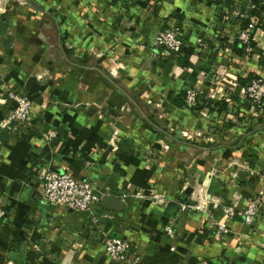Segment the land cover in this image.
Returning a JSON list of instances; mask_svg holds the SVG:
<instances>
[{
  "label": "crops",
  "instance_id": "crops-1",
  "mask_svg": "<svg viewBox=\"0 0 264 264\" xmlns=\"http://www.w3.org/2000/svg\"><path fill=\"white\" fill-rule=\"evenodd\" d=\"M28 1L49 17L60 57L43 68L28 40L34 22L16 39L6 19L14 3L0 9V95L17 91L31 105L27 123L0 130V264H127L106 254L102 241L111 236L129 242L136 264H264L262 119L234 120L217 135L203 110L175 104L192 88L207 101L223 95L222 114L241 115L244 63L258 68L264 33L256 28L248 53L232 51L239 0H50L63 5L50 9ZM170 27L180 28L179 52L151 44ZM64 48H79L72 52L80 65ZM47 131L54 136H42ZM48 170L91 183L100 196L91 215L41 198ZM137 191L143 196L130 195ZM105 196L120 208L104 206ZM254 197L260 206L250 224L223 214ZM215 221L226 222L225 235L216 236Z\"/></svg>",
  "mask_w": 264,
  "mask_h": 264
},
{
  "label": "built area",
  "instance_id": "built-area-1",
  "mask_svg": "<svg viewBox=\"0 0 264 264\" xmlns=\"http://www.w3.org/2000/svg\"><path fill=\"white\" fill-rule=\"evenodd\" d=\"M257 19L255 15L249 18V23L246 28L242 29L238 33V39L242 43H246L248 39V30L256 23ZM151 44L154 47L162 48L167 52H177L183 46L182 34L179 31V27H170L159 30L151 40ZM264 60V54H263ZM255 80L248 81V87L254 88L256 86ZM257 81V80H256ZM183 102L186 107L193 106L197 92L188 88L184 91ZM250 95V94H249ZM223 95H220L222 98ZM219 98V99H220ZM218 99V100H219ZM14 102L15 106L7 107L4 112L3 118L0 120V130H14L18 126H23L30 118L31 105L28 98L18 93L17 91H8L4 95H0V106L9 105ZM42 136L51 137L54 136L53 131H47ZM261 176L264 178V166L260 171ZM42 191L41 198L54 206L62 207L70 211L84 212L91 215L92 206L100 200V196L96 195L93 190V186L87 180H76L65 172L45 171L41 173ZM260 197H254L247 202L245 207L241 211H234L232 207H225L222 212L227 217H231L236 214L239 215L242 221L246 224H250L254 217L259 212ZM195 208H199L198 205ZM5 215V212L0 204V219ZM92 221L95 218L91 217ZM215 232L217 237H221L228 232V227L225 221L214 222ZM163 231L170 239L174 238V230L170 223H166L163 226ZM103 248L106 254L115 258L118 261L125 262L127 264H136L138 261V255L131 251L130 244L127 240L111 236L102 241Z\"/></svg>",
  "mask_w": 264,
  "mask_h": 264
},
{
  "label": "rangeland",
  "instance_id": "rangeland-1",
  "mask_svg": "<svg viewBox=\"0 0 264 264\" xmlns=\"http://www.w3.org/2000/svg\"><path fill=\"white\" fill-rule=\"evenodd\" d=\"M209 1L215 2V0H209ZM10 3H14V8L12 9V11H9V15L11 16L6 19H9L10 24L14 26L13 35L16 37V39L18 37H21L19 35L22 34V31L26 28V26L34 22L36 26H33L32 32L28 36V40L35 43L36 51H38L40 56L45 59V62H42V67L47 68L50 62L49 59L51 58L59 59L60 57L58 53L59 52L58 47L53 45L55 39L57 38H56L55 31H53V28L49 27L50 25L49 17H47L46 15H43L44 17L42 15L40 16L36 15V12L33 9L34 7L30 4V1L28 0H0V9L5 7L6 5L8 6ZM39 4L42 8H46V9H50V4L52 7H57V8L63 6L60 3H57V5H55V1H52L51 3L50 0H40ZM124 5L126 6L125 7L126 9L127 7H129L128 4L126 5V3ZM234 5L235 7H241L242 9H244L242 11L243 15H245L247 11H252L255 13L254 8L250 4H248L247 0H239ZM217 13L219 14V12ZM3 14L5 15V13ZM122 18L125 19L126 16L122 15ZM250 30L251 28H249L248 33L250 32ZM255 30L256 29L252 31V35ZM179 31H180V28H179ZM240 31L242 30L240 29L239 32ZM260 39L263 45L259 48L258 68L257 67L249 68L250 66H248V64L250 63L249 61L251 60L245 58L247 60V63H244V72L248 71V73L251 75L250 80L251 79L255 80L254 82H256V86L254 88H249L248 90H246V87H248L249 85L244 84L243 95H244L245 105H244V110L241 111V115H239L238 113L236 115L231 114V116H235L236 119L235 117L233 118V117H230L229 115L228 117L227 116L228 113L220 114L219 116L216 115L215 117L210 118L209 116L210 111L208 110L207 107H202L198 109L196 112H193V113H198L201 110H203V113H202L203 117H205L206 123H208L207 124L208 130H210L212 134L218 135L222 131V128H224V126L230 124V122L234 120H236L237 123H243V124L248 123L249 126L251 125L253 126L256 123H259L258 121L260 119H262L264 123V60H263L264 35L261 36ZM78 50L79 48H76V49L64 48L63 49L64 51L63 55L66 56L73 65L76 64L77 66L80 65V57L74 55L72 51L76 53ZM212 77L213 76L209 78L211 82L217 80L214 77L213 78ZM219 86L222 87L221 84H219L218 87ZM213 89L215 88L213 87ZM228 100L230 101L229 97H228ZM156 115H158V117L163 116V112L162 111L156 112ZM151 123H155V122H151ZM182 137L183 139L186 138V136H182ZM138 192L139 191L130 193V195L142 197L143 195L142 194L140 195V193ZM196 205L197 204L189 205V206L195 207Z\"/></svg>",
  "mask_w": 264,
  "mask_h": 264
},
{
  "label": "trees",
  "instance_id": "trees-1",
  "mask_svg": "<svg viewBox=\"0 0 264 264\" xmlns=\"http://www.w3.org/2000/svg\"><path fill=\"white\" fill-rule=\"evenodd\" d=\"M248 4H250L253 8H254V12L252 11H247L245 15L242 16V18H240V24H239V28L242 30L244 28H246L247 24L249 23V18L252 15L256 16V23L252 26L249 34H248V39L246 43H242L240 40L235 39L232 45V51L238 55L241 54H246L249 52V50L251 48H253L254 46V41L252 40V31L256 28H260L261 30H263L264 32V1L263 0H247ZM215 2L217 3H221V2H226V3H230L228 0H215ZM239 9V13L243 14V10L241 7H238ZM183 49V47H181V49L179 51H181ZM177 51V52H179ZM251 75L248 73L244 79H243V84H247L248 81L250 80ZM184 90L180 91L175 99V104L180 106V107H186L184 102H183V97H184ZM210 102V103H209ZM226 99L225 98H220L218 101H207L204 100L203 98H201L200 95L197 94L196 97V101L194 103L193 106H190L188 109L192 112H196L198 109L202 108V107H207L208 110L214 111L217 114H222L225 112L226 109Z\"/></svg>",
  "mask_w": 264,
  "mask_h": 264
},
{
  "label": "water",
  "instance_id": "water-1",
  "mask_svg": "<svg viewBox=\"0 0 264 264\" xmlns=\"http://www.w3.org/2000/svg\"><path fill=\"white\" fill-rule=\"evenodd\" d=\"M15 106L14 102H11L8 107ZM102 204L109 208H120V201L118 198L105 196L101 199Z\"/></svg>",
  "mask_w": 264,
  "mask_h": 264
}]
</instances>
